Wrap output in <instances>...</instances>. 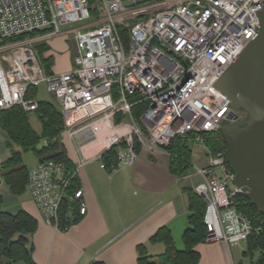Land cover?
I'll list each match as a JSON object with an SVG mask.
<instances>
[{
  "label": "built area",
  "instance_id": "built-area-1",
  "mask_svg": "<svg viewBox=\"0 0 264 264\" xmlns=\"http://www.w3.org/2000/svg\"><path fill=\"white\" fill-rule=\"evenodd\" d=\"M91 1L0 0V111L35 112L28 91L45 84L78 158L73 170L49 160L28 174L43 221L64 233L87 214L84 190L72 185L89 162L113 150L111 171L133 167L142 154L171 159L174 140L206 147L223 125L245 120L216 85L257 35L264 10V0H93L95 11ZM54 37L74 43L68 72L49 74L35 47ZM101 121L98 137L93 126ZM99 139L107 142L89 153ZM206 156L205 166H192L201 178L193 190L206 203V241L247 243L260 228L236 209L234 172L224 153Z\"/></svg>",
  "mask_w": 264,
  "mask_h": 264
},
{
  "label": "crops",
  "instance_id": "crops-1",
  "mask_svg": "<svg viewBox=\"0 0 264 264\" xmlns=\"http://www.w3.org/2000/svg\"><path fill=\"white\" fill-rule=\"evenodd\" d=\"M46 45L50 49L46 55L55 56L51 72L71 70L67 38L54 37ZM12 149L8 135L0 128V170ZM70 158L74 163L78 159L75 154ZM77 181L84 190L87 214L64 233L43 221L29 191L13 195L0 174V212L16 215L23 211L37 221L29 242L36 264H138L141 246L156 259L166 252V245L151 239L162 228L170 230L177 249H184L189 203L183 189L193 187L182 185V179L171 173L169 157L153 159L142 154L133 167L111 172L102 168L101 161H91ZM238 247L204 241L196 247L199 264H243L235 250Z\"/></svg>",
  "mask_w": 264,
  "mask_h": 264
},
{
  "label": "trees",
  "instance_id": "trees-1",
  "mask_svg": "<svg viewBox=\"0 0 264 264\" xmlns=\"http://www.w3.org/2000/svg\"><path fill=\"white\" fill-rule=\"evenodd\" d=\"M93 11H95V1H91ZM46 32L33 33L32 37L44 35ZM27 36H20L16 40H23ZM46 46V44H43ZM47 47V46H46ZM43 61V60H42ZM47 72L50 74L51 69ZM37 88L28 91L27 98L36 100ZM38 109L34 112L42 126V133L38 135L30 125L29 114L21 107L16 106L9 110L0 111V128L10 140L11 146L20 149H12L11 157L2 164L1 178L15 196L23 195L27 190L28 174L27 168L22 159V154L33 152L38 163L55 160L65 163L70 170L75 167L74 161L67 153L63 134L65 131V121L61 111L51 102H40ZM143 107L134 109L136 119ZM43 146L40 148V144ZM207 153H225L227 146L220 132L211 134L206 141ZM138 149V148H137ZM170 171L176 177H183L192 171V148L179 140H174L171 148ZM101 162L111 172L110 167L117 165L116 151L105 154ZM77 179L72 185V189H78ZM188 197L189 203V227L183 234L184 249L178 250L172 238L170 230L160 229L151 239L152 242H162L166 245V252L152 259L148 256L144 246L139 247L138 264H199L200 254L196 247L206 241L207 228L204 224L206 213V203L199 197L192 188L183 189ZM236 209L248 216L252 224L260 228L257 235L251 236L246 243L244 257L253 260L259 252L257 261L251 264H264V215L260 214L257 207L250 204V201L242 194L234 198ZM79 222V221H78ZM77 222V223H78ZM76 223V224H77ZM75 224V225H76ZM37 230V221L26 212H19L12 215L0 212V264H36L32 256V248L29 247L30 237ZM92 264H103L94 262Z\"/></svg>",
  "mask_w": 264,
  "mask_h": 264
},
{
  "label": "water",
  "instance_id": "water-1",
  "mask_svg": "<svg viewBox=\"0 0 264 264\" xmlns=\"http://www.w3.org/2000/svg\"><path fill=\"white\" fill-rule=\"evenodd\" d=\"M234 110L247 118L220 128L226 163L234 172L232 185L264 215V10L255 38L216 85Z\"/></svg>",
  "mask_w": 264,
  "mask_h": 264
},
{
  "label": "rangeland",
  "instance_id": "rangeland-1",
  "mask_svg": "<svg viewBox=\"0 0 264 264\" xmlns=\"http://www.w3.org/2000/svg\"><path fill=\"white\" fill-rule=\"evenodd\" d=\"M83 23H77L76 26H79ZM40 38V37H38ZM46 44V43H45ZM47 46V45H46ZM43 45V41H38L35 44V47L37 48V50L40 53V56L42 58V63L44 65V67L48 68V70L51 69L55 66V56H50V55H46L48 54V52L50 51V49L48 48V46L46 47ZM67 52H69L70 54L68 55L69 58L71 59V66L73 67L74 64V59H75V50H74V43L71 40L67 39ZM37 101L40 102H51L54 103L55 102V98L52 94H49L47 91V87L45 84H41L38 89H37V97H36ZM240 114L242 116H245V112L241 111ZM29 122L31 127L33 128V130L38 134L41 135L42 133V126L36 116V114L34 112L29 114ZM187 144L192 148V166L193 165H197V166H205L206 165V155H207V147H202L201 145L194 143L192 141H188ZM43 146V143L40 144V148ZM66 149H67V153L69 156L73 157L74 156V151L73 149L70 147L69 143L67 142V145L65 144ZM15 150L20 151V149L16 146H14ZM166 156V155H165ZM168 157V156H167ZM204 157V158H202ZM150 158H156V157H150ZM22 159H23V163L27 168H32L35 167L38 164V159L36 157V155L33 152H28V153H24L22 154ZM193 170V168H192ZM193 171H191L190 174L180 177L182 179L181 183L182 185H186V186H195L197 184H199L201 182V178H199L196 175H193ZM234 186L231 184L229 186V190L233 191L234 190ZM178 250H182V249H178ZM236 252H239V258L240 261L243 264H251L252 261H257L258 257H259V252L255 254L253 260L251 261L250 257H244L243 256V252L246 250V243H242L239 245L238 248H235Z\"/></svg>",
  "mask_w": 264,
  "mask_h": 264
},
{
  "label": "bare ground",
  "instance_id": "bare-ground-1",
  "mask_svg": "<svg viewBox=\"0 0 264 264\" xmlns=\"http://www.w3.org/2000/svg\"><path fill=\"white\" fill-rule=\"evenodd\" d=\"M102 126L104 127V124L102 123V121L101 122H99V123H97V124H95L93 127H94V131H95V136L97 135L98 137H99V135H100V131H102ZM101 140V141H100ZM97 142H98V144H96L97 145V147L96 148H94V150H92L91 152H89V153H91V154H95V153H97L99 150H101L102 148H103V145L105 144V142H107V141H104L103 139H99V140H97Z\"/></svg>",
  "mask_w": 264,
  "mask_h": 264
},
{
  "label": "flooded vegetation",
  "instance_id": "flooded-vegetation-1",
  "mask_svg": "<svg viewBox=\"0 0 264 264\" xmlns=\"http://www.w3.org/2000/svg\"><path fill=\"white\" fill-rule=\"evenodd\" d=\"M248 116H247V114H246V117H245V119L247 118Z\"/></svg>",
  "mask_w": 264,
  "mask_h": 264
}]
</instances>
